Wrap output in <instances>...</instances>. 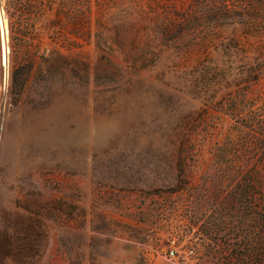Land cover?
I'll return each mask as SVG.
<instances>
[{
	"label": "rangeland",
	"instance_id": "rangeland-1",
	"mask_svg": "<svg viewBox=\"0 0 264 264\" xmlns=\"http://www.w3.org/2000/svg\"><path fill=\"white\" fill-rule=\"evenodd\" d=\"M258 1L0 0V264L209 263L264 204Z\"/></svg>",
	"mask_w": 264,
	"mask_h": 264
},
{
	"label": "trees",
	"instance_id": "trees-1",
	"mask_svg": "<svg viewBox=\"0 0 264 264\" xmlns=\"http://www.w3.org/2000/svg\"><path fill=\"white\" fill-rule=\"evenodd\" d=\"M216 6L213 13L225 19L224 23L236 16L250 13L248 0H211ZM210 0H204L208 6ZM264 5V0H259ZM248 8V9H247ZM241 198L222 203L215 207V216L205 225L207 236V264H264V204L256 198L247 204Z\"/></svg>",
	"mask_w": 264,
	"mask_h": 264
},
{
	"label": "bare ground",
	"instance_id": "bare-ground-1",
	"mask_svg": "<svg viewBox=\"0 0 264 264\" xmlns=\"http://www.w3.org/2000/svg\"><path fill=\"white\" fill-rule=\"evenodd\" d=\"M2 28H3V37H4V45H5V49H6V62H7V51L8 50V43H7V39H8V30H7V26L4 22V20H2Z\"/></svg>",
	"mask_w": 264,
	"mask_h": 264
},
{
	"label": "built area",
	"instance_id": "built-area-1",
	"mask_svg": "<svg viewBox=\"0 0 264 264\" xmlns=\"http://www.w3.org/2000/svg\"><path fill=\"white\" fill-rule=\"evenodd\" d=\"M175 254H176V252H175V250H171V252H170V256H175Z\"/></svg>",
	"mask_w": 264,
	"mask_h": 264
}]
</instances>
